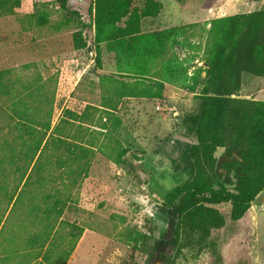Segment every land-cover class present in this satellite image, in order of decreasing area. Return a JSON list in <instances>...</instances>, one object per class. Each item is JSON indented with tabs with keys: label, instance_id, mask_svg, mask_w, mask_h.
<instances>
[{
	"label": "rangeland",
	"instance_id": "1",
	"mask_svg": "<svg viewBox=\"0 0 264 264\" xmlns=\"http://www.w3.org/2000/svg\"><path fill=\"white\" fill-rule=\"evenodd\" d=\"M192 1L207 8L169 24L160 0H0V264H264L258 197L171 243L164 205L190 175L211 64L262 0L220 17ZM237 97L264 101V75Z\"/></svg>",
	"mask_w": 264,
	"mask_h": 264
},
{
	"label": "trees",
	"instance_id": "2",
	"mask_svg": "<svg viewBox=\"0 0 264 264\" xmlns=\"http://www.w3.org/2000/svg\"><path fill=\"white\" fill-rule=\"evenodd\" d=\"M234 20L229 52L211 64L216 76L195 118L197 144L186 151L190 175L164 205L174 225L171 243L179 247L193 237L203 243L225 225L216 206L230 203L231 219L239 221L264 190V101L237 97L245 73L264 75V8ZM219 148L226 150L223 157L240 159L223 161L215 155ZM220 169L227 173L223 180Z\"/></svg>",
	"mask_w": 264,
	"mask_h": 264
},
{
	"label": "crops",
	"instance_id": "3",
	"mask_svg": "<svg viewBox=\"0 0 264 264\" xmlns=\"http://www.w3.org/2000/svg\"><path fill=\"white\" fill-rule=\"evenodd\" d=\"M160 1L164 5V10L169 9V6L173 7V10L171 12L169 11L167 16L165 17L166 19L162 18L163 21H165L169 24H182V23H186V22H191V20L195 16L193 13V11L195 9H197V8L202 9L203 7L207 8L206 5L203 4L202 2H193L192 0L189 2L188 7L184 8V9H182L181 5L179 4L180 0H160ZM248 1L249 0H220V2H218L217 4H215L213 6H210L209 8L212 9L211 13L218 15L217 17H220L219 14L222 15V14L227 13V11L229 12L232 10H239L242 7L244 8L245 6L243 5V3H247ZM199 3H201V4H199ZM257 6L258 7L253 11L260 10V9L264 8V0L259 1V4ZM215 10H216V13H215ZM205 13H206V11H205ZM209 15L211 17V14H209ZM162 16H163V14H162ZM209 19H211V18H209ZM173 20H177V21H173ZM254 99L256 100L257 98H254ZM258 205H260V204H258Z\"/></svg>",
	"mask_w": 264,
	"mask_h": 264
},
{
	"label": "water",
	"instance_id": "4",
	"mask_svg": "<svg viewBox=\"0 0 264 264\" xmlns=\"http://www.w3.org/2000/svg\"><path fill=\"white\" fill-rule=\"evenodd\" d=\"M235 158H239V157L236 153H233L231 156L226 155L224 159L227 161H232ZM256 203L257 204H263L264 203V194H260L258 196V198L256 199Z\"/></svg>",
	"mask_w": 264,
	"mask_h": 264
}]
</instances>
